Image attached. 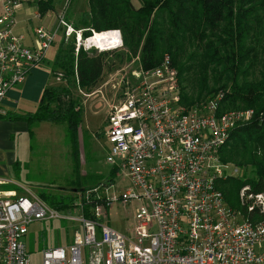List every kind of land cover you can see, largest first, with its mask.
<instances>
[{"label": "built area", "instance_id": "built-area-1", "mask_svg": "<svg viewBox=\"0 0 264 264\" xmlns=\"http://www.w3.org/2000/svg\"><path fill=\"white\" fill-rule=\"evenodd\" d=\"M39 1L0 0V117L6 115L9 91L44 62L55 42L57 28L36 27L31 45L17 30V13ZM39 17L37 7L33 18ZM59 22L69 36L64 14ZM125 84L102 131L105 162L125 179L124 194L93 198L86 216L82 200L58 210L28 190L27 197L0 189V264H30L26 237L36 221L73 224L70 243L46 247L41 264H264V221H246L216 186L238 172L221 162L219 152L252 111L218 114L223 92L182 106L177 71L167 57L157 67L141 68L131 87ZM248 191L241 190V201L254 199L264 211V196ZM114 202L135 204L125 232L108 225L107 209Z\"/></svg>", "mask_w": 264, "mask_h": 264}, {"label": "trees", "instance_id": "trees-1", "mask_svg": "<svg viewBox=\"0 0 264 264\" xmlns=\"http://www.w3.org/2000/svg\"><path fill=\"white\" fill-rule=\"evenodd\" d=\"M53 0L39 1L43 16L54 10ZM88 0V12L81 20L83 39L92 33L117 30L127 58H139L143 70L159 66L167 57L176 69L180 104L190 107L214 93L224 97L218 114L230 110H250L251 119L231 131L228 143L220 150L223 163L243 170L242 179L226 178L216 182L227 206L241 213L252 223L264 221V211L254 199L240 200L239 190L264 196V0ZM77 28V25L73 27ZM80 30V29H76ZM114 49L87 50L76 48L75 40L60 46L50 67L51 77L59 74L73 81L84 93H90L101 81L106 60ZM0 119L25 122L28 137L33 141L35 123L65 125L66 142L77 181L75 194L83 195L100 178H79V126L81 109L70 98L68 88L44 89L33 112L7 114ZM17 162L13 170L18 171ZM116 174L111 168L109 182ZM51 208L68 210L75 206V197L39 193ZM83 201L84 213L96 199ZM251 207V210H249ZM64 223V222H63Z\"/></svg>", "mask_w": 264, "mask_h": 264}, {"label": "rangeland", "instance_id": "rangeland-1", "mask_svg": "<svg viewBox=\"0 0 264 264\" xmlns=\"http://www.w3.org/2000/svg\"><path fill=\"white\" fill-rule=\"evenodd\" d=\"M87 1L53 0L54 10L47 12L38 19L33 18L37 10L35 4L24 6L18 13L19 21L21 17L32 19V23L23 26L22 31H19L27 33L25 42L28 45H31L30 33L32 32H30V28L34 30L40 26L52 31L57 28L55 42L52 44L44 61L50 62H48L49 68L52 65L61 41L66 46L72 42L73 38L77 48V39L79 37V45L87 50L99 51L97 47H93L86 42L88 38L83 39L80 35L82 31L81 20L83 15L88 12ZM133 2L136 6L139 5L136 0H133ZM63 14L67 23L72 28V33L69 36H66V27L59 26V16ZM75 25L80 30L74 29ZM121 45L122 43L115 47L113 55L106 60L102 79L90 93H84V91L79 90L73 81L65 82L59 75L51 77L49 84L52 88H68L70 98L75 100L79 109H81V123L79 126L81 163L79 167L80 179L78 180L87 182L88 178L92 176L100 178L94 182L98 184L89 187L93 188L86 191L83 195L79 193L78 195L75 194L73 185L77 181V175L74 170L75 167L71 155L72 150L66 142L65 125L39 122L35 123L32 127L33 141L30 142L28 134L17 138L16 161L20 163L19 171H21L18 178V187H15L18 195L24 194L28 197V193L25 192V190H28L36 196H39L41 192H46L51 195L75 197L77 201L83 199L90 201L100 195L106 198H113L124 194L127 183L122 176H114L112 186H107L109 182V177L107 176L111 171V166L105 162L104 148L107 143L102 132L105 127L109 107L115 105L120 100L123 91L127 89L125 88V83H128V87H131L135 83L136 74L141 69L139 58H127L124 54L125 50ZM210 97L208 96V98ZM233 167L235 166L233 165ZM235 168L238 170L236 175L228 178L242 179L243 170L238 167ZM105 188L107 189L105 190ZM243 188L239 190V197H241V190ZM0 189L6 190L5 187H0ZM134 207L135 204L133 203L126 206L117 202L112 203L107 209L108 225L110 228L119 232H125L128 228L127 223L132 220ZM72 225L69 222H33L29 226V232L26 237L30 264H41V252L46 247L54 248L69 244Z\"/></svg>", "mask_w": 264, "mask_h": 264}, {"label": "crops", "instance_id": "crops-1", "mask_svg": "<svg viewBox=\"0 0 264 264\" xmlns=\"http://www.w3.org/2000/svg\"><path fill=\"white\" fill-rule=\"evenodd\" d=\"M23 19L24 18L21 17L20 21L18 20V32L23 26L32 23V19ZM32 30L33 29L30 28V32H32ZM19 33L24 34L25 37L27 36V33L25 32ZM48 62L49 61H46L36 66L32 69L22 84L17 85L9 91L3 104V109L6 111V115H20L33 112L36 109L44 89L50 86L51 74ZM27 131L28 126L25 122H11L5 119H0V181L3 182L0 187H5L6 190L4 191H15V187H18V178L21 171H19L20 163L16 161L17 138L21 135L27 134ZM16 162L18 163V171L12 169ZM115 176L117 175L115 174ZM107 177H109V175ZM107 184H113V182L111 181Z\"/></svg>", "mask_w": 264, "mask_h": 264}, {"label": "bare ground", "instance_id": "bare-ground-1", "mask_svg": "<svg viewBox=\"0 0 264 264\" xmlns=\"http://www.w3.org/2000/svg\"><path fill=\"white\" fill-rule=\"evenodd\" d=\"M78 40H80L79 37ZM86 42L100 50H110L120 45L121 38L118 31H107L94 33Z\"/></svg>", "mask_w": 264, "mask_h": 264}]
</instances>
